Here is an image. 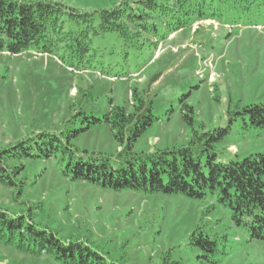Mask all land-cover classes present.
<instances>
[{
  "label": "rangeland",
  "instance_id": "obj_1",
  "mask_svg": "<svg viewBox=\"0 0 264 264\" xmlns=\"http://www.w3.org/2000/svg\"><path fill=\"white\" fill-rule=\"evenodd\" d=\"M52 1L95 13L98 27L100 11L128 0ZM204 2L206 19L172 30L166 18L158 22V35L143 30L140 42H125L117 31L88 33L90 24L64 17L67 31L78 27L89 36L48 53L0 52V151L27 138L35 146L40 134L78 128L82 111L101 115L111 103L130 109L138 90L153 100L159 120L138 140L136 152L184 145L194 130L230 126L216 146L217 160L264 153V129L250 125L243 112L246 105L264 103V0ZM186 105L193 107L192 123ZM72 144L113 156L120 151L107 125L81 133ZM67 160L62 151L49 159L13 158L8 167L22 169L14 186L0 183V210L30 214L40 228L81 240L118 264H264V240L236 226L216 194L193 199L114 191L72 181L63 173ZM196 231L216 241V252L191 243ZM0 264L58 263L0 240Z\"/></svg>",
  "mask_w": 264,
  "mask_h": 264
},
{
  "label": "trees",
  "instance_id": "obj_2",
  "mask_svg": "<svg viewBox=\"0 0 264 264\" xmlns=\"http://www.w3.org/2000/svg\"><path fill=\"white\" fill-rule=\"evenodd\" d=\"M208 6L204 0H128L100 11L95 27V13H81L56 1L0 0V52L17 55L33 48L48 53L58 46L66 49V42L76 36H89L78 27L67 31L64 17L90 24L91 28L85 30L88 33L117 31L125 42H140L143 30L158 35V22L166 18L171 19L172 30L206 19ZM153 105L150 97L134 90L130 109L111 103L101 115L82 111L78 128L40 134L35 146L27 138L1 150L0 183L15 185L14 177L22 168L8 167L13 158L49 159L62 151L68 156L63 173L72 181L114 191L182 194L193 199L216 194L218 202L229 208L236 226L244 227L251 239L264 240V153L250 154L242 160H217L216 146L226 138L230 126L194 130L184 145L136 152L138 140L159 120ZM186 106V120L192 123L193 107ZM243 112L250 125L264 129V103L246 105ZM101 125H107L117 141L120 151L116 155L80 150L72 144L73 138ZM35 150L38 154L32 153ZM0 240L16 250L48 256L58 264H118L81 240L62 239L52 229L40 228L30 214L13 216L0 210ZM191 243L204 252H216V241L202 232H194Z\"/></svg>",
  "mask_w": 264,
  "mask_h": 264
}]
</instances>
